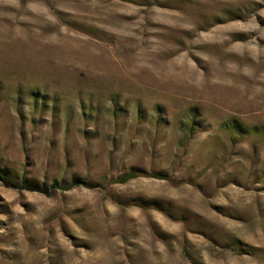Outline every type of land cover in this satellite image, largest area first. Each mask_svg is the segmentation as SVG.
I'll list each match as a JSON object with an SVG mask.
<instances>
[{"label": "rangeland", "instance_id": "obj_1", "mask_svg": "<svg viewBox=\"0 0 264 264\" xmlns=\"http://www.w3.org/2000/svg\"><path fill=\"white\" fill-rule=\"evenodd\" d=\"M0 175V264H264V0H0Z\"/></svg>", "mask_w": 264, "mask_h": 264}, {"label": "trees", "instance_id": "obj_2", "mask_svg": "<svg viewBox=\"0 0 264 264\" xmlns=\"http://www.w3.org/2000/svg\"><path fill=\"white\" fill-rule=\"evenodd\" d=\"M138 176H151V177H156V178H164V179H167L169 181L172 180V177L170 175H166V174H159V173H155V172H152V171H143V170H131L125 174H123L122 176H119L117 178H114L112 179V182H126L127 180L131 179V178H135V177H138ZM1 177V175H0ZM76 181V180H74ZM73 181V183H74ZM78 182V181H76ZM72 183V184H73ZM53 186H55V184H53ZM37 190H40L42 192H46L45 189H37Z\"/></svg>", "mask_w": 264, "mask_h": 264}]
</instances>
